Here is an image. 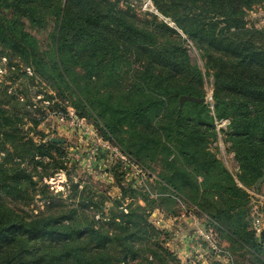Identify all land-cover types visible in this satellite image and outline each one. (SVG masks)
Returning <instances> with one entry per match:
<instances>
[{
    "label": "trees",
    "instance_id": "1",
    "mask_svg": "<svg viewBox=\"0 0 264 264\" xmlns=\"http://www.w3.org/2000/svg\"><path fill=\"white\" fill-rule=\"evenodd\" d=\"M151 1L174 27L153 13L140 16L130 0H0V68L6 72L0 81V264H146L143 246L154 261L173 257L131 207L117 221L126 191L105 207L109 197L85 199L88 192L71 182L65 200L79 197L78 205L31 214L39 183L67 165L61 143L28 135L33 130L25 129L26 121L36 128L45 114L26 90H10L7 82L20 78L46 82L56 98L93 118L141 160L162 190L185 195L209 226L264 264V232L257 241L242 189L261 192L264 176V28L247 24L249 11L264 0ZM188 41L204 71L192 62ZM208 76L213 113L201 101ZM181 96L200 101L186 102L179 114ZM214 116L231 121L224 139L237 177L208 148L218 139Z\"/></svg>",
    "mask_w": 264,
    "mask_h": 264
},
{
    "label": "rangeland",
    "instance_id": "2",
    "mask_svg": "<svg viewBox=\"0 0 264 264\" xmlns=\"http://www.w3.org/2000/svg\"><path fill=\"white\" fill-rule=\"evenodd\" d=\"M130 1L140 16L149 12L164 18L158 13L151 0ZM165 20L174 27L170 19ZM247 24L249 28H264V6H255L249 11ZM188 50L192 62L198 64L204 71V62L190 41H188ZM3 70L0 68V81L5 80L3 76L6 72ZM26 72L28 76H32L29 69ZM213 83L212 77L205 78L203 103L206 107L209 106L210 96L213 97ZM7 85L10 90L17 89V92L26 90L34 106L40 107L41 112L45 114L44 118L42 116L39 118L36 128H33L29 120L26 121L25 129L33 130L28 133L30 137L43 143H47L52 138L64 140V143H61V149L67 170L60 171L53 178L44 179L39 183L28 209L33 216L40 213L55 215L59 210L57 205L61 203L78 205L81 201L79 197L75 199L69 197L65 200L71 195L68 192L71 182L78 183L79 190L85 189L88 192L84 194L85 199L91 198L93 201H98L101 195L109 197L110 200L104 204L105 207H110L116 199H121L123 192L126 191L127 194L123 201L124 208L119 216L124 221L130 213L128 207H131L139 216L142 225L147 224L158 231L159 235L155 239H158L160 245L162 244V248L168 249L173 255V257H166L165 264H262L256 259L251 249L241 248L231 242L224 233L209 226L205 213L191 204L185 195L162 190L161 186L156 183L155 174L147 172L141 160L126 154L116 141L104 133L93 118L87 114L79 116L70 106V102L56 98V94L46 82L39 78L33 81L20 78L15 83L8 81ZM46 94L53 98H46ZM182 109L183 107L181 110L179 108V114ZM27 110L37 113L31 107H27ZM208 143H210L208 148L223 166L233 176H239L237 170L239 166L226 140L222 138ZM143 159L145 160L144 156ZM157 165L161 166L158 162ZM183 165L189 169L194 167L185 162ZM161 169V167L158 168L159 171ZM198 181L202 183L203 178L199 176ZM42 185H47L46 193L41 192ZM259 188L261 192H256L252 187L242 188L248 195V220L254 207H257L256 211L264 215V184ZM51 202L53 207L48 210ZM84 205L87 206V203L85 202ZM207 205H209L208 202ZM85 212L93 215L96 211L86 208ZM99 216H101L99 213L95 214L97 219ZM255 239L260 240V235H256ZM162 248H159V253H162ZM150 251L143 246L144 255L140 261L143 260L142 262L146 264L147 259L154 261L150 256ZM154 264L163 263L154 261Z\"/></svg>",
    "mask_w": 264,
    "mask_h": 264
},
{
    "label": "built area",
    "instance_id": "3",
    "mask_svg": "<svg viewBox=\"0 0 264 264\" xmlns=\"http://www.w3.org/2000/svg\"><path fill=\"white\" fill-rule=\"evenodd\" d=\"M208 104H209V108L212 110V113H213L214 103H213L212 95L209 98ZM214 125H215V130H216L218 139L221 140L222 138L225 137V133L231 125V121L230 119H218L214 116ZM232 156L234 157L233 153H232ZM256 209L257 207L253 208V211L251 212V216H250V221H251V230L257 236H259L264 232V215L261 214L259 211H256Z\"/></svg>",
    "mask_w": 264,
    "mask_h": 264
},
{
    "label": "water",
    "instance_id": "4",
    "mask_svg": "<svg viewBox=\"0 0 264 264\" xmlns=\"http://www.w3.org/2000/svg\"><path fill=\"white\" fill-rule=\"evenodd\" d=\"M205 99L201 100L202 102H204ZM179 101H180V110L181 108L183 107V105L186 103V102H199L200 100L194 98V97H191V96H181L179 98ZM51 142L53 143H64V140H60V139H56V138H52L51 139ZM264 183V176L259 180L258 182V187H261V185ZM120 221H123L122 220V217L120 216Z\"/></svg>",
    "mask_w": 264,
    "mask_h": 264
}]
</instances>
